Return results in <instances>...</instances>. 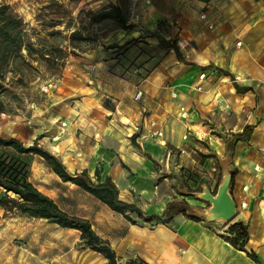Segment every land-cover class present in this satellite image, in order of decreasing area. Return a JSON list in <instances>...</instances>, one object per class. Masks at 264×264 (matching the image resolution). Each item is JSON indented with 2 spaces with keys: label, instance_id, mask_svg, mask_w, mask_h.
<instances>
[{
  "label": "crops",
  "instance_id": "1",
  "mask_svg": "<svg viewBox=\"0 0 264 264\" xmlns=\"http://www.w3.org/2000/svg\"><path fill=\"white\" fill-rule=\"evenodd\" d=\"M201 13L207 15L205 21L199 20ZM129 22L134 31L127 38L154 47L157 64L146 74L143 69L126 72L111 108L100 101L112 94V75L94 73L92 87L79 79L75 85L84 101L77 103L84 113L73 127L46 121L50 134L42 136L39 130L29 145L35 141L70 173L86 171L94 180L98 171L101 181H112L120 200L145 217L162 216L169 205L187 201L182 183L194 191L205 184L212 192L227 158L233 175L231 196L237 206L246 203L237 209L232 224L247 227L245 248L264 264V0H153L148 8L137 9ZM163 22L167 34L157 30ZM155 32L176 42L181 61L159 47ZM135 55L143 61V55ZM181 108L187 112L184 121L179 118ZM150 122L162 132L156 141L138 129L149 134ZM245 127L248 141H235ZM48 137L53 144L46 146ZM91 198L94 208L79 218L108 243L117 264H254L227 242V230L203 219L175 214L167 222L146 224L132 216L136 225H131ZM21 262L18 256L12 261L0 254V264ZM25 262L33 264L31 257ZM71 264L106 261L88 250L86 262L78 254Z\"/></svg>",
  "mask_w": 264,
  "mask_h": 264
},
{
  "label": "rangeland",
  "instance_id": "2",
  "mask_svg": "<svg viewBox=\"0 0 264 264\" xmlns=\"http://www.w3.org/2000/svg\"><path fill=\"white\" fill-rule=\"evenodd\" d=\"M2 5L7 6L12 14L22 20L27 40L34 45L36 51L31 58L26 56L25 51L21 52L28 66L18 64L12 70L9 62L4 68V76L0 81V102L6 110L5 114H0L2 139L11 137L28 147L37 145L35 141H32V145L29 142L39 130L43 131L42 136L50 134L45 130L46 121L52 122V119H56L57 124L63 121L68 127H73L80 117L79 114L84 113L77 103L84 99L79 97V88L75 83L81 79L83 85L92 87L94 73L112 75V94L107 99L103 97L100 103L105 108L114 107L113 100L118 96L117 92L121 91L119 81H123L125 73L143 69V74H146L159 61L156 49L150 44L138 45L137 39L127 38L134 31V26L129 24L133 13L137 9L148 8L143 0H0V6ZM110 5L118 6L122 10L128 25L132 26L130 31L105 30L102 31L104 34L100 33L96 43H70V33L78 27L77 17L80 19L83 16L86 19L88 11L97 13ZM57 24L59 26L50 28V25ZM67 26L69 30L66 29ZM157 30L167 34L165 22L160 23ZM91 31L92 27H85L82 35H90ZM159 32L152 36L160 38ZM126 41L131 42L122 46ZM108 45L121 48L107 50ZM130 49L132 53L128 55ZM136 53L144 56L143 61H137ZM46 55L59 57L58 64L55 66L45 62ZM49 127L51 125H48V129ZM138 129L142 134L144 132L148 135L142 127L139 126ZM76 131L81 133L80 130ZM76 137L79 138V135L76 134ZM48 138L46 146L53 144L51 137ZM72 147L73 145L68 146L66 151H71L69 149ZM224 160L228 161L227 158ZM29 163V181L36 189L47 193L62 212L79 218L81 215L87 216L88 211L94 208L89 195L57 180L41 159L30 157ZM218 184L212 190L213 194ZM180 185H183L181 191L187 201L176 205L184 206L187 216L202 219L195 216L194 211H204L209 204L193 197V193L200 192L198 189L194 191L184 183ZM2 196L0 190V198ZM178 196L177 193L175 198ZM234 219L228 224H212L228 231ZM87 253L78 232L61 229L44 220L30 219L15 211L6 212L0 208V254L5 259L14 261L15 256H18L22 264L26 263L25 257H31L33 264H71L72 256L78 254L82 263L86 262Z\"/></svg>",
  "mask_w": 264,
  "mask_h": 264
},
{
  "label": "trees",
  "instance_id": "3",
  "mask_svg": "<svg viewBox=\"0 0 264 264\" xmlns=\"http://www.w3.org/2000/svg\"><path fill=\"white\" fill-rule=\"evenodd\" d=\"M78 16V15H77ZM78 27L70 33V43H96L102 31L114 30L130 31L132 26L128 25L127 17L118 6L110 5L97 13L87 12L86 19L77 17ZM22 20L9 11L7 6H0V81L4 76V68L11 62L12 70L18 67V64L28 66L25 58L21 54L25 51L26 56L31 58L36 54L34 45L27 40L23 31ZM57 25H50L54 28ZM92 27L90 35L83 36L82 31L85 27ZM69 30V27H66ZM104 34V33H102ZM160 48L172 51L178 61H181L180 53L175 41H166L163 38H157ZM131 41H126L122 46L129 45ZM116 45L106 46L107 50H118ZM74 54V51H72ZM45 57V56H44ZM45 62L51 65H57L59 57L46 55ZM2 89L0 83V90ZM237 92L243 90L235 87ZM5 107L0 102V114H5ZM249 128L245 127L242 134L236 135L235 141H248ZM135 136L131 137L134 142ZM30 157L41 159L46 168L50 170L62 183L70 184L83 193L93 197L110 211L121 215L131 225H136L132 216L142 223L151 224L169 221L175 214H186V209L182 205H169L162 216L145 217L135 206L127 204L120 200L118 190L109 178L103 181L100 179L98 171L94 173L92 180L86 171L81 173H70L64 164L47 150L32 145L25 147L17 139L0 138V190L3 196L0 198V208L6 212L15 211L18 214L30 219L44 220L49 224L56 225L61 229L73 230L79 233L80 240L84 247L100 255L106 264H117V259L107 242L100 239L87 220L71 217L62 212L55 202L48 196L38 191L29 181ZM122 168H125L121 164ZM231 174V178H232ZM185 204V203H183ZM231 239L227 242L237 251L242 252L254 264H259L256 255L248 252L245 248L248 242L247 227L241 223L232 224L228 229ZM130 264H146L142 261H134Z\"/></svg>",
  "mask_w": 264,
  "mask_h": 264
},
{
  "label": "water",
  "instance_id": "4",
  "mask_svg": "<svg viewBox=\"0 0 264 264\" xmlns=\"http://www.w3.org/2000/svg\"><path fill=\"white\" fill-rule=\"evenodd\" d=\"M221 170V180L215 194L205 184L201 186L200 192L192 194L196 200L209 204L204 211H194L195 216L209 224H228L236 217V204L230 193L232 178L228 161L221 162Z\"/></svg>",
  "mask_w": 264,
  "mask_h": 264
},
{
  "label": "built area",
  "instance_id": "5",
  "mask_svg": "<svg viewBox=\"0 0 264 264\" xmlns=\"http://www.w3.org/2000/svg\"><path fill=\"white\" fill-rule=\"evenodd\" d=\"M213 1L214 2H217L218 0H213ZM152 2H153V0H143V4L145 6H150L152 4ZM206 19H207V15L205 13H201L199 15V20L205 21ZM208 28L211 29L212 27L209 26ZM237 46H239V43H237ZM135 73H136V71H135ZM203 78H204V75L201 74L198 79L200 81H202ZM196 91H200V87H196ZM139 98H140V93H138L136 95L135 100H138ZM179 118L182 121H184V120L187 119V112L184 109H182V108L179 110ZM64 126H65V124L62 123L61 124L60 135H62L64 133V130H63ZM148 127H149V134H148V136H149L150 139L156 141V140H158V139L161 138L162 132L160 131L159 128H157V126H156V124L154 122H150ZM186 139H187V136L185 135L182 138V140L185 141ZM180 153L182 154L183 152L181 151ZM254 170L255 171H258V167L255 166L254 167ZM246 191H247V188L246 187H242L241 192L245 193ZM245 207H246V203L242 201V202L239 203L238 206L236 205V211H237L238 208L239 209H244Z\"/></svg>",
  "mask_w": 264,
  "mask_h": 264
}]
</instances>
